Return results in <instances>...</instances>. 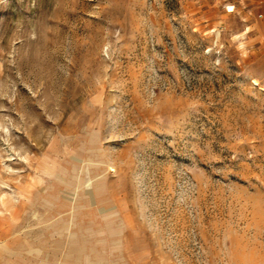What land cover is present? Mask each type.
Segmentation results:
<instances>
[{
	"label": "rangeland",
	"instance_id": "obj_1",
	"mask_svg": "<svg viewBox=\"0 0 264 264\" xmlns=\"http://www.w3.org/2000/svg\"><path fill=\"white\" fill-rule=\"evenodd\" d=\"M263 22L0 0V264H264Z\"/></svg>",
	"mask_w": 264,
	"mask_h": 264
},
{
	"label": "crops",
	"instance_id": "obj_2",
	"mask_svg": "<svg viewBox=\"0 0 264 264\" xmlns=\"http://www.w3.org/2000/svg\"><path fill=\"white\" fill-rule=\"evenodd\" d=\"M248 1L254 10L262 12V17L264 18V0H248Z\"/></svg>",
	"mask_w": 264,
	"mask_h": 264
}]
</instances>
